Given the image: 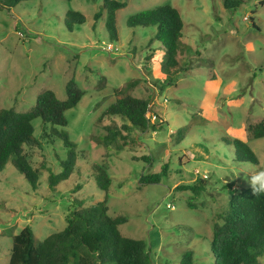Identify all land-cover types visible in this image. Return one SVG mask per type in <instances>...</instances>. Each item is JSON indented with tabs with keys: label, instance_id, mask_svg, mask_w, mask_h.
Wrapping results in <instances>:
<instances>
[{
	"label": "rangeland",
	"instance_id": "obj_1",
	"mask_svg": "<svg viewBox=\"0 0 264 264\" xmlns=\"http://www.w3.org/2000/svg\"><path fill=\"white\" fill-rule=\"evenodd\" d=\"M116 1L126 6L116 12L117 39L111 41L102 0H26L10 9L0 0V109L29 111L45 90L63 101L71 78L84 93L65 113L67 126L55 127L76 145L66 180L53 190L48 185L49 175L61 172L67 151L61 140L43 134L49 128L44 130L39 119L32 123L39 146L24 147L38 171L37 187L31 188L10 160L0 172V264H8L11 239L23 228H31L36 244L61 232L73 201L81 202L77 209L105 201L110 218L125 216L119 233L144 241L152 264H181L187 251L192 264H214L213 225L221 223L234 192L251 188L245 173L264 169V138L253 139L247 130L264 121L261 0H241L234 11L225 9L223 0ZM163 5L179 12L181 40L189 51L177 58L185 71L160 89L167 76L164 51L157 42L149 45L155 28H131L127 20ZM68 11L81 13L85 22L67 29ZM131 80L139 83L129 95L150 98L151 123L160 124L157 113L164 125L155 132L135 131V143L120 141L107 153L97 139L106 134L105 127L122 121L99 118L117 100L114 90ZM233 140L252 150L257 166L235 160ZM142 157H150V163ZM94 165L106 166L107 192L96 185ZM164 166L167 174L159 184L139 183L142 175ZM201 182L205 191L198 196L177 189Z\"/></svg>",
	"mask_w": 264,
	"mask_h": 264
},
{
	"label": "trees",
	"instance_id": "obj_2",
	"mask_svg": "<svg viewBox=\"0 0 264 264\" xmlns=\"http://www.w3.org/2000/svg\"><path fill=\"white\" fill-rule=\"evenodd\" d=\"M20 1L3 0V7L10 9ZM241 4V0H223L224 8L234 11ZM264 5V0H261ZM126 6L124 2L116 0H102V10L105 12V28L109 40L117 39L116 12ZM101 13L94 14L97 21ZM64 25L67 29L82 25L84 16L75 11H68L64 16ZM127 25L135 27H154L155 33L149 45L159 44L164 51L162 72L167 76L159 88L172 85V76L185 71L179 67L177 58L189 48L181 40L183 23L179 12L170 5L158 6L133 14L127 20ZM149 47V46H148ZM146 56V61L151 59ZM139 80H131L122 88L114 90L118 98L101 114L99 121L104 117H119L121 125L112 124L105 127L106 134L97 140L101 142L107 153L111 147H118L121 141L123 146L136 142L135 131L145 133L163 128L160 124L151 123L149 115L150 98L141 99L129 95ZM65 100L60 101L51 90L42 91L35 100L32 109L26 112H16L14 109H0V172L10 160L13 167L23 176L25 181L35 189L38 181V171L34 170L24 153V147L39 146L34 137L33 121L39 119L43 129L49 128V138L59 139L66 148V159L61 161V172L50 174L48 185L54 189L57 184L66 180L72 173L76 159V145L69 140L64 132L55 127L67 126L65 113L74 108L81 98L83 91L71 78L65 85ZM248 132L253 139L264 138V121L249 125ZM233 157L241 163L258 165V159L252 150L242 141L233 140ZM107 155H104L106 158ZM145 163H150V157H142ZM95 181L98 189L107 192L111 184L106 174V166H93ZM167 174V166L156 174L142 175L139 183L142 185L159 184L161 178ZM180 191H189L198 196L205 191V184L184 185L177 188ZM81 202L73 201L67 216L66 227L58 233L46 237L35 243L30 227L23 228L12 237V247L8 264H152L149 250L142 240L123 237L118 227L127 222L123 215L110 218L107 215L106 202L103 201L89 208L77 209ZM193 208L191 203H188ZM221 223H215L212 230L210 245L214 264H261L264 259V195L255 196L251 188L231 195L229 204ZM181 264H192L193 254L185 252L181 257Z\"/></svg>",
	"mask_w": 264,
	"mask_h": 264
},
{
	"label": "clouds",
	"instance_id": "obj_3",
	"mask_svg": "<svg viewBox=\"0 0 264 264\" xmlns=\"http://www.w3.org/2000/svg\"><path fill=\"white\" fill-rule=\"evenodd\" d=\"M245 179L250 184L253 195H264V169L256 170L255 174L250 176L245 173Z\"/></svg>",
	"mask_w": 264,
	"mask_h": 264
}]
</instances>
